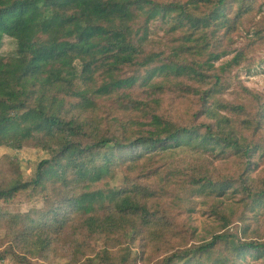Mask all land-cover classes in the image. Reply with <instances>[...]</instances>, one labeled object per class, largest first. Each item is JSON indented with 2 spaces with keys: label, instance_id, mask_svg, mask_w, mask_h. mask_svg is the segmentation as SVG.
<instances>
[{
  "label": "trees",
  "instance_id": "1",
  "mask_svg": "<svg viewBox=\"0 0 264 264\" xmlns=\"http://www.w3.org/2000/svg\"><path fill=\"white\" fill-rule=\"evenodd\" d=\"M138 5L163 15L176 12L173 25L188 24L192 41L180 42L172 53L158 49L143 26L131 24ZM256 9L260 0H0V145L22 148L43 138L50 153L30 179L0 183V202L31 197V189L46 202L25 212L0 207V227L6 230L0 247L7 244L0 260L6 253L22 256L25 264H31V257L47 258L67 228L75 227L81 264H140L147 247L161 250L188 232L147 181L149 169L140 167L142 161H153L181 144L215 155L235 151L245 162L236 177L216 175L212 163H201L188 174L192 186L218 192L232 188L252 207L264 199V176L253 179L248 173L254 155L264 157V95L244 87L254 103L251 109L221 99L212 107L208 101L226 83L224 72L238 66L245 52L235 55L221 73L207 72L214 66L209 60L182 55L185 48L201 54V48L216 46ZM5 36L16 43L9 58L1 53ZM256 36L263 38L264 28ZM126 67L130 73L121 79L130 83L128 88L111 83L107 89ZM159 72L169 75L160 82L151 80ZM98 75L110 81L99 89L89 86ZM188 76L209 86L203 91L193 88L201 93V103L188 122L158 114L144 95L138 97L140 88L190 92V85L181 80ZM134 86L137 90H131ZM113 88L128 107L147 111L145 118H151L133 121L141 127L129 129L128 123L119 125V120L101 115L98 98ZM118 170L123 172L122 184L110 185L107 178ZM214 212L223 226L235 214L218 208ZM239 219L245 222L244 216ZM99 240L106 246L87 253ZM112 243L118 248L113 250ZM137 243L142 250L136 251ZM18 247L26 253H17ZM247 255L264 264V237L247 238L227 229L165 254L154 264H243Z\"/></svg>",
  "mask_w": 264,
  "mask_h": 264
},
{
  "label": "rangeland",
  "instance_id": "2",
  "mask_svg": "<svg viewBox=\"0 0 264 264\" xmlns=\"http://www.w3.org/2000/svg\"><path fill=\"white\" fill-rule=\"evenodd\" d=\"M162 3L181 1L189 2V0H156ZM239 1V0H235ZM241 2V1H240ZM239 6V3H236ZM135 19L131 22L135 28L143 26L148 36V39L154 42L155 47L164 50L167 53H172L180 42L188 43L192 41L193 34L188 30V24L173 25V20L177 17L176 12L167 11L165 15L162 12L150 10L146 6L138 5ZM259 28H264V0H260V10H254L242 18L234 32L223 36L222 40L216 46H207L204 50L201 48V54L193 47L186 49L182 55L190 59H195L198 62L209 60L214 66L208 69V73H221L225 70L223 67H228V62L237 55L240 51H244V59L238 66L228 67L224 72L223 77L225 84L219 92L212 94L208 99L209 104L214 107L217 99L230 101L233 103H244L248 109L252 108L254 103L250 97L244 92V87L261 93L264 95V37L256 36V31ZM184 34V35H183ZM191 37V38H189ZM254 38L252 42L251 39ZM199 44V43H198ZM199 48V47H197ZM16 43L8 36L4 37L1 47V53L9 58L15 54ZM195 50L197 53H191ZM218 55V56H216ZM79 69L81 68L78 63ZM130 73L129 67L119 72L120 77L110 79L100 77L89 82V86L99 89V85L107 83V89L110 84H118L121 89H127L130 83H124L121 78L127 77ZM169 75L166 72H159L151 80L163 81ZM172 81L175 79L170 77ZM150 80V81H151ZM181 80L190 85L191 91L186 93L180 91H168L170 93L159 92L155 89L141 88L137 90L134 86L131 90L138 91V97L151 101L158 114L169 115L176 120L190 121V116L196 107L201 103L200 92H194L193 88L205 90L208 84H202L191 77L181 78ZM149 82V81H148ZM169 83V82H167ZM82 87H85L84 85ZM118 88V87H116ZM116 88L110 89L108 94H104L100 99L102 109L99 111L101 115H107L109 118L116 120L120 125L122 122L128 123L129 129H134L140 125L132 124L133 121H143L150 119L151 116L145 118L147 111H142L139 108H130L117 96ZM116 90V91H114ZM105 91V90H102ZM108 91V90H107ZM133 91V92H137ZM7 92V89H6ZM158 104V105H157ZM226 113L227 111L220 110ZM148 113V112H147ZM141 127V126H140ZM50 156L46 141L39 138L36 143L29 144L22 148H16L13 145H0V183L3 180H12L23 177L30 179L36 170L38 162ZM252 168L248 172L253 179H258L264 176V157L259 156V152L254 155ZM201 163H212L219 176L236 177L242 173L245 162L235 151L219 152L213 154L209 151H198L190 148L186 144L177 145L165 150V153L157 156L153 161H142L141 168L146 167L147 181L153 184V188L159 191V199L163 205L177 213L176 221L178 226L182 225L188 229V232L176 237L171 243L162 246L161 250L147 247L145 250L144 259L140 264H154L158 258L165 254L171 253L178 248L190 246L194 243H200L212 238L216 233L230 230L236 232L240 236L247 238L264 237V199L255 202L254 206L246 205L242 201V194L232 188H225L222 192L216 189L204 188L200 185L192 186L189 184L188 174L191 173L197 165ZM176 165V166H174ZM134 175L135 172H134ZM124 179L122 170H118L113 178H107L110 185L119 186ZM30 192L33 196L20 195L12 201H1L0 207L15 213L18 211L25 212L32 207L46 206V202L36 195L35 189ZM215 208L229 214L232 210L235 212L232 215L231 223L223 226L222 218L214 212ZM240 216L245 217V222L239 219ZM246 226L245 230L244 227ZM245 232V233H244ZM75 227H69L65 231L62 240L55 244L47 258H30L31 264H81L84 257L80 256L77 240L80 236ZM6 230L0 227V237H5ZM104 240L92 243L91 249L97 252L103 249L106 245ZM113 244V243H112ZM7 244L0 247L2 252ZM118 247L113 244V250ZM136 251L142 250L137 243ZM16 252L20 255L23 252L22 247L16 248ZM17 254H5V257L0 260V264H25ZM26 261V260H25ZM257 259L252 255H247L246 259L242 260L243 264H256Z\"/></svg>",
  "mask_w": 264,
  "mask_h": 264
}]
</instances>
